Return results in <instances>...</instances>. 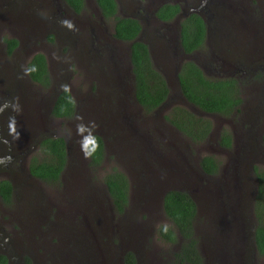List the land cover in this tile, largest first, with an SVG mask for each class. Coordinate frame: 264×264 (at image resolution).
Wrapping results in <instances>:
<instances>
[{"label":"rangeland","instance_id":"1","mask_svg":"<svg viewBox=\"0 0 264 264\" xmlns=\"http://www.w3.org/2000/svg\"><path fill=\"white\" fill-rule=\"evenodd\" d=\"M82 8L74 15L64 0H0V179L13 185L9 201L0 196V253L9 264H125L127 251L134 253L136 264H177L180 240L166 241L157 228L172 224L162 207L163 193L181 188L196 202L194 232L203 264H264L253 240L251 170L254 165L264 169V0H216L215 8L205 11L209 36L196 52L197 60L210 77L236 75L240 80L241 108L227 116L187 102L168 65L169 95L160 109L148 113L127 98L121 109L106 111L110 88L100 72L107 66L100 61L105 64L107 53L103 57L97 41L89 43L97 24L103 22L111 32L112 19H101L95 0H84ZM63 19L71 20L75 30L61 26ZM83 25L86 33L81 35L93 46L95 58L88 56L91 52L81 56L74 45L83 38L78 37ZM12 37L18 43L8 51L5 39ZM72 38L77 39L71 44ZM114 43L117 62L127 66L128 42ZM108 47L103 50L110 51ZM37 51L47 61V87L24 71ZM237 55L243 67L231 64ZM250 60L255 62L249 68ZM64 84L77 104L67 119L50 113ZM175 104L210 120L206 139L192 142L165 121L164 114ZM250 105L257 109L248 115ZM80 117L88 126L94 121L98 127L93 131L105 141V158L95 168L81 150L82 137L76 132ZM248 128L250 172L247 160L236 159L238 144L224 149L218 142L223 129L243 142L241 132ZM45 135L66 136L67 161L57 181H44L28 170L29 160L39 153L37 140ZM206 154L219 161L225 177L205 174L199 160ZM112 165L130 182L122 212L113 207L102 179ZM229 189L227 200L236 211L223 201Z\"/></svg>","mask_w":264,"mask_h":264},{"label":"trees","instance_id":"2","mask_svg":"<svg viewBox=\"0 0 264 264\" xmlns=\"http://www.w3.org/2000/svg\"><path fill=\"white\" fill-rule=\"evenodd\" d=\"M74 10L79 11L84 0H65ZM102 13L113 16V36L131 41L130 60L134 74V95L144 111L151 112L162 104L169 94V86L164 76L155 68L147 44L136 39L141 24L131 16L115 14V0H96ZM179 7L176 3L166 2L158 7L156 15L162 20L172 18ZM206 25L203 18L192 12L180 22L179 39L182 49L190 52L203 44ZM52 35L49 36L52 39ZM7 50L11 51L18 43L16 38L5 39ZM34 65L36 71L28 73L32 81L41 86L50 85L51 78L45 55L36 52L27 61L26 67ZM179 87L183 96L197 108L205 112H215L231 115L240 110L242 97L238 79L234 76L211 78L193 61L182 62L178 71ZM75 112V101L70 91L61 89L51 108V115L70 118ZM165 121L176 130L187 136L192 142L206 139L212 129L208 118L197 114L192 109L182 105H173L164 114ZM98 146L89 150L92 155L88 164L95 168L101 165L105 158V148L102 136L94 132ZM218 142L224 146L231 145V133L223 129ZM38 154L31 157L28 164L29 172L44 181H57L67 161L66 142L63 135H45L38 142ZM202 170L208 174H215L218 162L211 154L203 155L199 160ZM257 178V192L254 199L255 225L253 240L259 254L264 255V169L253 167ZM103 182L110 196L113 207L122 212L129 201L130 182L126 173L112 165L103 174ZM12 195V183L8 179H0V196L9 201ZM162 207L171 225L160 224L157 228L160 237L168 242H178L180 245L175 252L177 264H203L198 250L197 237L194 232V220L197 207L194 199L185 191L170 189L162 198ZM181 238V239H180ZM125 264H135V256L131 251L124 255ZM0 264H7V256L0 253Z\"/></svg>","mask_w":264,"mask_h":264},{"label":"flooded vegetation","instance_id":"3","mask_svg":"<svg viewBox=\"0 0 264 264\" xmlns=\"http://www.w3.org/2000/svg\"><path fill=\"white\" fill-rule=\"evenodd\" d=\"M215 1L216 0H136V3H134V2H132V0H115V2H116L115 14H119V15H123V16H131V17L138 19V21L141 24V28H140V31H139L136 39H139V40H141L147 44L151 59L153 61V64H154L155 68H157L161 72V74L164 76L167 85H168V80L166 77V73H167V70L169 68H167L166 66L167 65L169 67L171 66L174 69V75H175V78L177 80L179 92L183 96V94L180 90L179 81H178V71L180 70L182 62H184L185 60H193L202 69L203 73L206 75V73L204 71L205 69L201 65L200 61L197 60L195 54H196V52H199L202 50L203 45L208 40L209 22L206 18L207 16H206L205 11L207 9L213 10L215 8ZM95 2H96V0H95ZM166 2L176 3L178 5L179 9L176 12V14L172 18H170L169 20H162L156 15V10L158 9V7L160 5H162ZM65 3H66V1H65ZM67 5L69 6L70 10H72L74 15L79 14L81 12V10L83 9V8H81L79 11H76L69 4H67ZM96 5H97V3H96ZM97 7L99 9V14H100L101 19H103V20L109 19V18L112 19V30H111V32H110V30L109 31L107 30V25H104L103 22L100 23L101 26L99 24H97L96 27L91 30V32L93 31V33H94L95 39L89 43V44H93V42L95 43L97 41V43L101 47L100 52L103 55V57H105L104 52L107 53V58H106L105 64L101 63V61H100V66H104V65L107 66V69H100V72H102L101 74L106 75L108 77V82H109L108 86L110 88L108 90L107 95H106V100H108L107 104H106V111L110 110L112 112L113 111L116 112L117 111L116 109H121V106L124 104V102L126 101L127 98H128V100L131 99V101H133L136 105L138 104L139 107L141 109H143V107L138 103V101L136 100L135 95H134V74L132 71V64H131V60H130V44H131V41H126V40H122V39H118V38L114 37L113 36V23H114L113 16H110V17L105 16L102 13L100 7L98 5H97ZM192 8H195L196 10H192ZM192 12L199 14L203 18V20L205 21V25H206L205 38H204L202 45L193 49L190 52H185L182 49V46L180 44V39H179L180 22L184 17L188 16ZM85 28H87V26L83 25V30L78 35V37L81 34L86 33V31H84ZM81 37H83V38H79L78 43H75L74 45L78 44L77 47L81 51L80 55L83 56V55L90 53L91 50H93L92 49L93 46L89 45L86 42L84 35H81ZM76 39L77 38H72L71 44L74 43V41ZM115 41L128 42L127 51H126L127 66H122L120 64V62H117V60H116V53L119 51V48L115 45V43H114ZM110 42H111V45H110V47H108V43H110ZM105 47H108L107 49H109L110 51L103 50ZM37 52H40V51H37ZM88 56L95 58L94 54L92 52ZM184 56H186V58H184ZM241 61H242L241 57L239 55H237L233 59L231 64L232 65L239 64L241 67H243ZM243 61L246 62L244 59H243ZM175 62H176V64H174ZM251 62H255V61L250 60V63L246 64V66H248L250 68V66H252ZM256 64H257V62H256ZM234 72H235V70H233V73ZM206 76H208V75H206ZM228 76H232V75H228ZM208 77H210V76H208ZM216 77H222V76H211V78H216ZM234 77H236V75ZM127 78L129 79V83H128ZM236 78H238V77H236ZM238 82L240 83L239 78H238ZM123 86H125V87H123ZM58 92L56 93V95L53 99V102L55 101V98H56ZM129 92H130V96H128ZM112 100H114L113 104H111ZM185 100L187 102H189L186 98H185ZM165 101L151 112H155L158 109H160L163 106V104L165 103ZM53 102H52V104H53ZM52 106L53 105H51V108H52ZM110 108H113V109H110ZM76 109H77V104L75 102V112H76ZM256 109L257 108L255 107V105H252V106L250 105V107L248 108V115L250 113H254ZM50 113H51V110H50ZM249 128L246 131L241 132V134L244 135V141L243 142L240 141L237 143V138H236L235 132L231 133V144H233V145L238 144L239 145L238 146L239 149L237 148L235 150V153L237 155L239 154V156L236 157V159L241 158L242 161L247 160L248 161L247 169L250 172V154H252V153H250V149L246 146V143H247L246 140L247 139L245 136V134H247V131L249 130ZM95 133H98V132H95ZM98 134H100V133H98ZM63 136L65 137V135H63ZM41 138H39L37 140V144ZM260 138H262V136H260ZM102 139H103L104 148H105V141H104L103 136H102ZM218 139H219V137H218ZM177 147H178V145H176L173 148H177ZM220 147L226 149L229 146H224V145L220 144ZM36 148L38 150V145ZM66 151H67V146H66ZM263 151H264V148H263ZM263 156H264V154H263ZM217 162H218L217 172L215 174H208L205 172V174H207L208 176L219 174L221 166H220L218 160H217ZM251 170H252V172H254L253 168H251ZM226 174H227L226 172L220 173V175L221 176L224 175V177ZM230 174L232 175L231 172H230ZM254 180H255V187H254L255 189L253 190V194H252L253 214H254V199H255L256 192H257V183H258L255 173H254ZM220 182H222V181L220 180ZM224 185H225V187L228 186L227 181H225ZM170 189L182 190V191L187 192L191 196L190 192H188L185 189H177V188H170ZM170 189H167L166 191H168ZM12 191H13V185H12ZM228 191H230V189L227 190L226 192H224L226 199H224L223 201L225 202V205H229L228 209H231L232 211H236L233 209L234 205L232 206V203L230 204L227 200V199H229V197H228L229 194H227ZM245 191L247 193V190H245ZM224 195H222V196H224ZM230 199H231V197H230ZM254 225H255V222H254ZM254 225H253V229H254ZM201 256H202V254H201ZM202 259H203V257H202ZM135 260H136V257H135ZM9 263H10V259L7 257V264H9ZM64 264H68V263H64Z\"/></svg>","mask_w":264,"mask_h":264},{"label":"clouds","instance_id":"4","mask_svg":"<svg viewBox=\"0 0 264 264\" xmlns=\"http://www.w3.org/2000/svg\"><path fill=\"white\" fill-rule=\"evenodd\" d=\"M60 24L63 27L69 28L70 30H75V25L71 20L63 19L60 21ZM24 71L26 74L31 73L33 71H36V67L32 65L30 67H26ZM61 88L64 91H68L69 85L64 84L61 86ZM78 119H80L81 122L76 125V132H77V135H80L82 137L79 143L81 145V150L84 153L85 158L87 159L92 155V152L89 149L93 146H98V141L93 131L98 126L95 124L94 121L89 122L90 126H88L83 123L82 117ZM84 133H87V135H84Z\"/></svg>","mask_w":264,"mask_h":264},{"label":"water","instance_id":"5","mask_svg":"<svg viewBox=\"0 0 264 264\" xmlns=\"http://www.w3.org/2000/svg\"><path fill=\"white\" fill-rule=\"evenodd\" d=\"M192 10H196L195 8H192ZM54 103V102H53ZM53 105V104H52ZM65 138V142H66V136L64 137ZM66 146H67V143H66ZM68 148V147H67ZM172 163V162H171ZM173 164V163H172ZM177 189H181V188H177ZM165 193V192H164ZM163 193V194H164Z\"/></svg>","mask_w":264,"mask_h":264}]
</instances>
